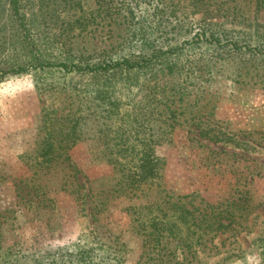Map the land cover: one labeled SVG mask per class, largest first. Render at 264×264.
I'll use <instances>...</instances> for the list:
<instances>
[{"label":"rangeland","instance_id":"1","mask_svg":"<svg viewBox=\"0 0 264 264\" xmlns=\"http://www.w3.org/2000/svg\"><path fill=\"white\" fill-rule=\"evenodd\" d=\"M254 2L17 0L21 20H15L10 0H0V74L26 68L5 74L0 82V264H75V247L88 242L117 246L123 264H264V5L252 18ZM235 5L248 20L237 22ZM206 18L234 30L238 46H249L248 75H238L243 64L235 51L228 73L222 70L207 82V102L199 97V80L171 83L173 79L159 75L149 89L144 75L139 76L142 85L132 97L146 118L152 119L155 99L170 88L175 100L187 107V122L182 117L173 128L152 122L143 127L146 134L161 138L155 152L162 168L155 184L140 188L129 202L109 192L115 174L107 161L105 132H99L103 126L93 119L84 129L87 138L68 152L73 168L34 173L41 117L51 109L56 118L66 113L75 98L59 94V88L84 78L72 76L70 81L58 68L31 65L83 66L139 54L143 32L157 38L163 49L174 48L189 40ZM250 50L257 54L248 56ZM189 54L199 56V48ZM202 113L230 134L231 143L198 137L189 117L196 116L197 124ZM186 195L195 197V204L232 214L230 220H221L230 225L211 240L210 233L201 245L192 225L189 233L182 231L181 245L166 243L158 251L141 230L130 227L123 210Z\"/></svg>","mask_w":264,"mask_h":264},{"label":"trees","instance_id":"2","mask_svg":"<svg viewBox=\"0 0 264 264\" xmlns=\"http://www.w3.org/2000/svg\"><path fill=\"white\" fill-rule=\"evenodd\" d=\"M10 4L12 16L15 20H21L17 0H10ZM262 5L264 0H255L252 18H255ZM228 11L227 8L224 14L227 17ZM236 13L237 22L243 23L249 19L237 5L233 7L232 15ZM233 16L229 22L234 21ZM201 21L191 38L174 48L163 49L157 38L151 39L143 32L142 51L139 54H127L115 60H98L95 64L85 63L83 66L43 61L31 65L33 68L41 69L58 68L70 78V81L72 76L84 78L82 83L63 84L59 88L61 89L59 94L75 98L68 103L70 108L66 113H60L56 118V111L51 109L41 117L39 130L41 136L32 156L34 164L31 167L34 168V173L56 168H73L68 152L87 138L84 129L87 122L93 119L101 122L103 126L99 132H105L102 138L107 139V161L113 165L112 170L115 174L114 188L109 192L112 195L116 194L115 198L123 197L129 202L140 188L155 184L160 178L162 168V160L155 152L161 138L159 134H146L143 127L145 128L146 122H152L156 126L173 128L180 124L182 117L183 121L187 122L188 118L184 114L187 107L182 104L183 101L175 100L176 97L170 88L168 94H162L155 99L157 103L154 107L157 111L155 114L151 112L152 119L146 118V114L140 113L141 110L135 105L136 101L132 97L135 89L142 85L139 76L144 75L143 80L147 79L145 86L149 89L154 87L155 84L152 86V82L157 81L159 75L169 78L170 81L173 79L171 83L177 79L181 80V83L199 80L202 84L199 97L207 102L209 92L207 82H211L215 74L222 70L228 73V66L235 58L233 56L235 51H239L238 56L241 58L239 63L243 64L238 69V75L241 78L248 75L246 65L251 58L246 55L249 46L246 43L238 46L233 36L235 31L224 28L223 24L207 21V18L206 21ZM196 48H199V56L190 55L189 52ZM250 51L253 52L248 54L250 57L257 54L255 50ZM25 69V66H17L1 73L0 82L5 74H18ZM157 104H163L164 108L159 110ZM202 114L205 116L199 117L197 124L193 122L196 116L189 117L190 125L196 128V131L199 130L198 137L213 143H231L230 134L223 133L219 127L212 125L209 119H204L207 118L206 114ZM194 200L195 197L186 195L167 199L166 202L159 204L157 202L128 205L123 210L129 216L130 227L136 233L141 230L153 246L161 251L166 243L178 242L181 245L182 231L186 229L189 233L192 225L196 228L199 245L210 233L211 240L230 225L231 222L224 224L221 220H230L232 214L222 215L224 212L216 211L214 206L195 204ZM100 205L98 203L96 206ZM144 210H147V213L143 214ZM74 256L75 264H123L125 261L121 249L103 242L100 245L88 242L82 247L76 246Z\"/></svg>","mask_w":264,"mask_h":264}]
</instances>
